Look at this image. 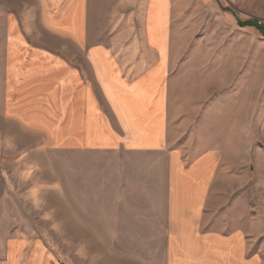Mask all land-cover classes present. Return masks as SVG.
Masks as SVG:
<instances>
[{"label": "rangeland", "instance_id": "374dc122", "mask_svg": "<svg viewBox=\"0 0 264 264\" xmlns=\"http://www.w3.org/2000/svg\"><path fill=\"white\" fill-rule=\"evenodd\" d=\"M148 5L91 0L89 44L118 61H142ZM171 11L168 144L50 150L31 156L35 166L21 179L0 149V264H27L34 252L37 264H172L171 152L190 166L217 154L198 232L221 238L213 241L217 253L227 242L243 264H264V0H173ZM253 21L262 29L247 25ZM2 23L0 14V63ZM231 257L227 264H235ZM211 264L225 263L215 256Z\"/></svg>", "mask_w": 264, "mask_h": 264}, {"label": "crops", "instance_id": "0c3cea01", "mask_svg": "<svg viewBox=\"0 0 264 264\" xmlns=\"http://www.w3.org/2000/svg\"><path fill=\"white\" fill-rule=\"evenodd\" d=\"M90 4L91 0H0V149L12 158L11 173L17 179L35 166L31 156L50 150L121 147L133 152L162 150L168 144L173 99L165 91V79L173 0L167 9L164 0H149L145 59L138 62L118 61L109 48L89 44ZM87 44L90 66L85 72ZM168 158L172 175L167 217L175 228L172 264H211L215 256L220 263L227 264L232 256L235 264H243L242 254L240 261L236 251L229 255L227 242L217 253L213 241L221 238L198 232L217 154L200 155L191 166L178 152ZM17 244H11L12 258ZM37 263L34 252L27 264Z\"/></svg>", "mask_w": 264, "mask_h": 264}, {"label": "trees", "instance_id": "16d2710c", "mask_svg": "<svg viewBox=\"0 0 264 264\" xmlns=\"http://www.w3.org/2000/svg\"><path fill=\"white\" fill-rule=\"evenodd\" d=\"M247 25L256 26L262 29V25L258 21L247 22Z\"/></svg>", "mask_w": 264, "mask_h": 264}]
</instances>
